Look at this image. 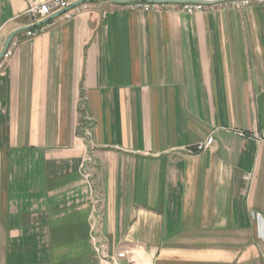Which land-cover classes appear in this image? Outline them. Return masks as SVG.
<instances>
[{
  "label": "crops",
  "instance_id": "0c3cea01",
  "mask_svg": "<svg viewBox=\"0 0 264 264\" xmlns=\"http://www.w3.org/2000/svg\"><path fill=\"white\" fill-rule=\"evenodd\" d=\"M67 1L0 0V264H264V4Z\"/></svg>",
  "mask_w": 264,
  "mask_h": 264
},
{
  "label": "built area",
  "instance_id": "2783aa9c",
  "mask_svg": "<svg viewBox=\"0 0 264 264\" xmlns=\"http://www.w3.org/2000/svg\"><path fill=\"white\" fill-rule=\"evenodd\" d=\"M30 5L29 12L35 14L39 18V22L45 21L52 17L55 14L61 13L65 11L69 7V3L67 0H22ZM251 1H236L234 4L236 7H241L248 5ZM260 4H264V0H257ZM184 11L188 13H193L195 11L202 10L204 5L187 3L182 4ZM145 10H150L152 8H157L156 4L144 3L141 4ZM40 30L37 29H28L26 31L27 38L36 37L39 34ZM11 55V50H7L4 57H8ZM241 137H246L244 132H239ZM214 144L213 136L208 137L204 142H201L196 146V152L201 153L209 150ZM129 252L123 251L118 253L116 256L109 258L108 264H137L135 261L128 259Z\"/></svg>",
  "mask_w": 264,
  "mask_h": 264
},
{
  "label": "water",
  "instance_id": "95a60500",
  "mask_svg": "<svg viewBox=\"0 0 264 264\" xmlns=\"http://www.w3.org/2000/svg\"><path fill=\"white\" fill-rule=\"evenodd\" d=\"M92 0H82L75 4L74 6H78L82 3L90 2ZM101 1H110L113 3H119V4H124V3H149V4H187V3H194V4H201V5H218V4H223V3H228V2H236V1H245V0H101ZM251 1V0H249ZM62 13V12H61ZM58 15V14H57ZM47 21V20H46ZM17 33H14L8 40L4 50L0 54V61L4 58L5 53L10 45V42L12 38L16 35Z\"/></svg>",
  "mask_w": 264,
  "mask_h": 264
}]
</instances>
